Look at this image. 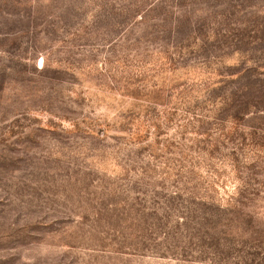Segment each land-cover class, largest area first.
I'll return each instance as SVG.
<instances>
[{
  "label": "rangeland",
  "instance_id": "374dc122",
  "mask_svg": "<svg viewBox=\"0 0 264 264\" xmlns=\"http://www.w3.org/2000/svg\"><path fill=\"white\" fill-rule=\"evenodd\" d=\"M0 264H264V0H0Z\"/></svg>",
  "mask_w": 264,
  "mask_h": 264
},
{
  "label": "trees",
  "instance_id": "16d2710c",
  "mask_svg": "<svg viewBox=\"0 0 264 264\" xmlns=\"http://www.w3.org/2000/svg\"><path fill=\"white\" fill-rule=\"evenodd\" d=\"M255 97H256V96L254 95V98H255ZM254 103L257 104V99H254ZM256 104H254V105H256ZM247 105H248V100H247ZM247 107H248V106H247ZM247 107H246V108H247ZM237 108L239 109V107H237ZM240 113H241L240 110H237V112H236V114H235L234 117L237 118L238 116H240ZM245 113H247V112H245ZM234 117H233V118H234Z\"/></svg>",
  "mask_w": 264,
  "mask_h": 264
}]
</instances>
